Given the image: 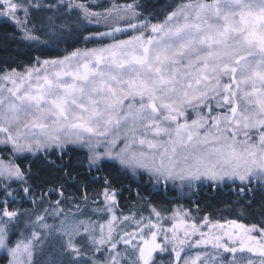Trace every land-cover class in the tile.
<instances>
[{
    "label": "snow or ice",
    "instance_id": "obj_1",
    "mask_svg": "<svg viewBox=\"0 0 264 264\" xmlns=\"http://www.w3.org/2000/svg\"><path fill=\"white\" fill-rule=\"evenodd\" d=\"M7 28L0 264H264V0H0Z\"/></svg>",
    "mask_w": 264,
    "mask_h": 264
},
{
    "label": "trees",
    "instance_id": "obj_2",
    "mask_svg": "<svg viewBox=\"0 0 264 264\" xmlns=\"http://www.w3.org/2000/svg\"><path fill=\"white\" fill-rule=\"evenodd\" d=\"M132 0H105L102 2L105 6H108L110 3H118V4H125L131 3ZM89 27L94 26L90 25ZM4 31H11L10 28L7 29H0V38H2V34ZM14 47V45H13ZM127 196V193H125ZM172 194H169V199L171 198ZM154 202L159 204H167V201L163 197L155 198ZM187 204V201L181 202ZM124 211L127 212V207L124 208ZM195 212V209H193ZM211 214V216L215 219H220L221 222H224L223 218L227 217L229 219H238L239 222L243 223H251L257 218V213L255 208L253 209H244L242 206H233V207H225V204L222 200H213L210 206H206L204 201H201V212L199 215Z\"/></svg>",
    "mask_w": 264,
    "mask_h": 264
},
{
    "label": "rangeland",
    "instance_id": "obj_3",
    "mask_svg": "<svg viewBox=\"0 0 264 264\" xmlns=\"http://www.w3.org/2000/svg\"><path fill=\"white\" fill-rule=\"evenodd\" d=\"M104 1H105V0H101V3L104 2ZM92 26L96 27V25H92ZM101 30H104V28L101 27ZM181 202H184V201H181Z\"/></svg>",
    "mask_w": 264,
    "mask_h": 264
}]
</instances>
